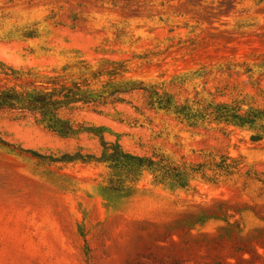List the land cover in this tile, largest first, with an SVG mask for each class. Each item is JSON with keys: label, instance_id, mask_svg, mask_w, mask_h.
I'll return each mask as SVG.
<instances>
[{"label": "rangeland", "instance_id": "374dc122", "mask_svg": "<svg viewBox=\"0 0 264 264\" xmlns=\"http://www.w3.org/2000/svg\"><path fill=\"white\" fill-rule=\"evenodd\" d=\"M0 60L47 75L79 61L101 68L81 91L114 101L67 117L131 156L161 155L172 169L242 163L217 184L182 187L144 169L109 190L124 172L51 162L99 157L98 137L0 113V264H264V137L191 127L156 104L263 108L264 0H0ZM133 87L146 91L115 93Z\"/></svg>", "mask_w": 264, "mask_h": 264}, {"label": "trees", "instance_id": "16d2710c", "mask_svg": "<svg viewBox=\"0 0 264 264\" xmlns=\"http://www.w3.org/2000/svg\"><path fill=\"white\" fill-rule=\"evenodd\" d=\"M27 37L35 31H27ZM101 68L92 69L88 64L79 61L72 65L62 67L59 72L47 75L34 69L13 67L0 60V113L9 114L19 120L31 119L34 123L43 126L48 131L61 137H74L80 134H91L98 137L102 151L99 157L95 156H68L52 159L55 163L79 162L83 165H104L110 171L124 172V179L110 177L108 189L120 191L124 184L137 178L144 169H149L162 181L172 178L175 184L187 186L192 179L199 178L207 183L217 184L221 178L232 176L239 171L241 162L230 157L212 158L204 164H190L171 168V162L161 155L151 158L131 156L124 152L118 142L107 143L103 140L102 131L76 123L68 115L75 111L90 109L95 111L98 107L106 106L114 101L112 93L105 96L94 92L81 91L83 86L89 87L93 79L100 75ZM146 87L129 88L125 91H115L125 94L134 90L146 91ZM156 94V93H154ZM158 109H175L177 118L196 127L200 123H219L224 127L233 126L238 129H249L253 140L264 137V107L252 108L245 101H235L232 104L204 102L196 99L194 107L186 104L178 107L177 104L166 101L156 103ZM154 106V105H153ZM243 106H248L243 109ZM193 111V112H192ZM35 158H43L31 151ZM159 174V175H158ZM249 172L246 174L249 176Z\"/></svg>", "mask_w": 264, "mask_h": 264}]
</instances>
